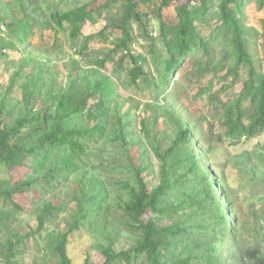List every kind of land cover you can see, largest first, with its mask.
I'll return each instance as SVG.
<instances>
[{
    "label": "trees",
    "instance_id": "obj_1",
    "mask_svg": "<svg viewBox=\"0 0 264 264\" xmlns=\"http://www.w3.org/2000/svg\"><path fill=\"white\" fill-rule=\"evenodd\" d=\"M66 1L0 0V59L15 65L0 72V220L23 210L14 195L44 188L49 197L40 196V204L30 210L38 221L36 232L55 211L69 212L67 228L50 230L47 242L57 264H79L68 255V235L82 226V219L88 220L84 213L90 211L99 217L105 238L96 245L104 257L100 264H264L261 226L234 212L223 174L209 167L216 144L202 146L199 122L190 119L179 92L168 90L185 57L202 51L205 60L198 58L185 77L197 85L193 97L206 95L210 109L220 114V137L238 142L264 132L259 31L246 23L245 7L251 0H218L216 5L209 0L198 5L160 0L151 13L139 4L153 0H124L115 15L108 12L118 0L64 7ZM253 1L264 7V0ZM172 4L175 22L168 24L163 9ZM212 6L218 25H201L199 19ZM103 11L108 14L102 28L85 34ZM149 14L158 20L157 35L144 25ZM132 22L140 26V38L133 34ZM35 30L66 32L73 54L60 61L51 48L32 45L29 38ZM107 36L113 38L110 50L86 52L92 38ZM143 39L148 40L147 54L133 46L144 44ZM216 41L219 58L212 54ZM50 46L64 54L57 38ZM10 50L21 57L9 59ZM228 79L213 90L215 80ZM238 84L241 88L234 92ZM136 93L142 97L135 100ZM226 93L232 97L224 102L221 94ZM259 146L254 154L260 175L255 167L251 171L263 182L264 143ZM21 165L27 167L26 174L13 177L11 170ZM4 170L10 175L2 177ZM244 232L255 244L242 243ZM1 246L5 264H13L26 248L17 232ZM80 264L98 263L87 254Z\"/></svg>",
    "mask_w": 264,
    "mask_h": 264
},
{
    "label": "rangeland",
    "instance_id": "obj_2",
    "mask_svg": "<svg viewBox=\"0 0 264 264\" xmlns=\"http://www.w3.org/2000/svg\"><path fill=\"white\" fill-rule=\"evenodd\" d=\"M8 1V0H5ZM87 0H67L64 7H70L76 5L78 3L85 2ZM103 0H98V3ZM153 2H148V4L144 5L142 3L139 4L140 9L143 12L151 13V9L154 5H158L160 0H153ZM218 0H209L211 4H215ZM124 0H118L113 4V8L108 12L111 15L119 14L121 4ZM97 3V4H98ZM199 4V0H192L190 4ZM209 3V5H210ZM151 8V9H150ZM215 6L209 8V10L205 14V18H200V24H204L206 21L209 25L215 26L218 25V17L214 15ZM246 12V23L249 26L255 27L259 31V35L256 36V51L263 65L262 71L264 73V7L259 9L256 5V2L251 0L246 4L245 7ZM106 11H103L101 16H96V22L90 24L88 29L85 30V34H95L97 33L102 26L104 25L105 16L108 14ZM95 15V14H94ZM149 22H144V25L147 27L148 31H152L155 35L158 34L159 23L158 20L152 15L148 16ZM163 18L168 24H173L175 22V10L173 4L169 7L163 9ZM132 32L135 37L141 36V28L138 26V23L132 22ZM205 33L207 32V28H203ZM154 35V36H155ZM55 38L58 39V44L61 45L64 54L61 55L56 49H53L50 45L54 42ZM140 38V37H139ZM113 38L110 37H94L90 40L88 44V49L86 52L95 51V53H100L103 51H108L112 48ZM144 40V44L139 45L138 43H134L133 46L144 54H147V41ZM29 41L32 45L39 47L44 50L50 49V51L55 55L56 53L59 56V60L62 61L69 59V56L73 54L74 50L68 46L69 42L67 40L66 32H58L57 34L51 30H45L40 33L38 30H35L34 34H32L29 38ZM138 41V40H137ZM136 41V42H137ZM216 48L212 52L216 57L221 56V49L219 46V42H214ZM38 50V49H37ZM158 51L161 55H165L166 50L163 46L158 44ZM120 52L115 54L114 59H117V56ZM21 57L20 53L16 51L10 50L9 59L16 61ZM75 58L77 56H74ZM149 57V65L153 72L154 71V61H152L151 55L148 54ZM198 58L201 60H205V54L202 51L197 52L191 56L185 57L184 61L180 65L177 72L174 73L172 78V83L168 90H171V93L175 91L179 92L180 100L182 104L187 107L190 112V119L197 120L200 125L201 131V139L200 142L202 146L207 147L208 144H216L217 149L209 153V158L212 159L209 167L214 170L217 168V171L220 174H223L224 184L226 185L230 199L232 200V207L234 212H236L240 218H245L246 216L250 219L252 224H258L261 226L264 235V181L260 180L261 176H257L254 172L251 171L252 167H255L257 174L260 175V167L255 166L256 156L254 152L260 150V144L264 143V132L257 137H252L249 139L242 138L238 142L225 140L220 137L216 123L219 119L220 114L216 112V109H210L209 102L206 95L200 97H193V94L197 90V85L192 83V85L188 82V79L185 77L187 73L191 70H194L198 63ZM7 60L0 59V72L6 68L8 72L15 68L14 62L7 63ZM60 61L57 62V65H60ZM5 66V67H4ZM111 68V63H107V69ZM8 72L3 73L1 75L3 82L6 81L8 77ZM244 76V74H243ZM230 79V78H229ZM229 79L226 81L215 80L214 88L216 90L220 87V84L228 83ZM207 79H202V85L206 84ZM195 84V85H194ZM181 86V87H179ZM183 86V87H182ZM237 92L241 88V84L236 85L234 87ZM134 99L137 100L139 97H142L140 94H133ZM172 103L173 106L178 104V99L172 94ZM232 97V94H221V98L224 102L228 101ZM184 108V107H182ZM248 108V106H247ZM75 121H81V118H74ZM212 125L211 132L208 133V126ZM247 153L250 155L248 160H243L242 156ZM238 157L237 161H234V157ZM218 164V165H217ZM264 168V167H263ZM264 170V169H263ZM13 177H24L27 172V167L25 165L15 166L12 170ZM10 175L9 171L4 170L1 172V176ZM12 177V178H13ZM264 177V175H263ZM222 183V182H221ZM40 193V195H39ZM42 188L40 191L36 187H32L29 190H26L25 193L20 195H14V201L18 202L23 210L17 211L13 216H9L8 218H4L3 221L0 220V251L4 252V246H1L2 243L5 242L6 238L10 237L12 233L17 232L19 235H22V243L26 246L25 249H20V253L18 254L16 260L13 264H57L56 254L52 251V248L47 245V242L50 240V230L66 229L67 224L64 220L67 218V214L69 213L66 210L55 211L57 214L54 218H50L49 221L44 226L39 233L36 232L38 221L35 215L30 213L32 208L36 209L37 205L42 201L40 196L43 195L49 197L50 193ZM49 194V195H48ZM99 201V200H98ZM73 205V203H70ZM103 206V202L99 205ZM253 211L257 213L255 217L253 215ZM86 219L91 220L90 223L88 220L82 219L80 228L74 232H71L68 235L67 241V252L72 261L76 263H82L84 257L89 254L91 260L95 263H102L104 257L102 254L96 249V245L105 242V238L103 237L101 230L99 229L100 220L99 217L93 214V211L85 212ZM99 220V221H98ZM49 232V233H48ZM243 244L250 245L255 244L254 239L251 237L249 232L243 233ZM122 244H125V239L120 241ZM0 264H5L0 255Z\"/></svg>",
    "mask_w": 264,
    "mask_h": 264
},
{
    "label": "built area",
    "instance_id": "obj_3",
    "mask_svg": "<svg viewBox=\"0 0 264 264\" xmlns=\"http://www.w3.org/2000/svg\"><path fill=\"white\" fill-rule=\"evenodd\" d=\"M191 2H192V1H191ZM153 34H155V33L153 32ZM139 42L142 43V39H139Z\"/></svg>",
    "mask_w": 264,
    "mask_h": 264
}]
</instances>
